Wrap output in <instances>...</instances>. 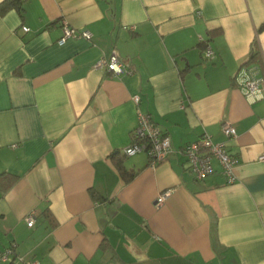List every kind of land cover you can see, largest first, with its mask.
I'll return each mask as SVG.
<instances>
[{
	"label": "crops",
	"instance_id": "obj_1",
	"mask_svg": "<svg viewBox=\"0 0 264 264\" xmlns=\"http://www.w3.org/2000/svg\"><path fill=\"white\" fill-rule=\"evenodd\" d=\"M11 1L0 175L16 178L0 176V249L15 253L0 264H264V98L250 103L235 80L256 66L264 93V0ZM63 20L92 38L59 44ZM113 53L122 76L95 68ZM140 111L171 138L155 166L123 158ZM205 136L238 158L235 182L217 160L203 179L190 169L181 148Z\"/></svg>",
	"mask_w": 264,
	"mask_h": 264
},
{
	"label": "built area",
	"instance_id": "obj_2",
	"mask_svg": "<svg viewBox=\"0 0 264 264\" xmlns=\"http://www.w3.org/2000/svg\"><path fill=\"white\" fill-rule=\"evenodd\" d=\"M25 1V0H24ZM63 35L59 39V44H64L68 39L74 37L92 38V33L87 30H77L63 20ZM24 31H28V27H23ZM206 57L212 58L213 50L208 47L206 49ZM95 68H106L114 76H122L127 73L125 63L113 53L110 58H100ZM238 86L242 89L250 103L257 102L264 98L262 79L258 77V68L256 66H245L235 77ZM134 101L139 104L140 97L137 95ZM222 132L227 138L236 137L235 127L229 123L222 126ZM171 138L163 133L155 124L151 115L143 113L138 114L137 126L133 129L131 135V143L123 149V153L127 157L134 156L139 153H146L150 159L149 165L155 166L163 162L171 148ZM182 153L187 157L190 169L194 172L197 179H203L214 171V160H217L223 167L224 174L228 183L236 181L237 177L235 169L238 166V158L228 153L224 142H216L209 136L202 137L195 142L188 143L181 148ZM264 160V155L261 156ZM172 189H165L157 198V205H161L170 195ZM37 218L36 212H31L26 220L30 227L35 225ZM15 253L13 247L6 250L0 249V263L10 260L11 255ZM29 264H38L31 261Z\"/></svg>",
	"mask_w": 264,
	"mask_h": 264
},
{
	"label": "trees",
	"instance_id": "obj_3",
	"mask_svg": "<svg viewBox=\"0 0 264 264\" xmlns=\"http://www.w3.org/2000/svg\"><path fill=\"white\" fill-rule=\"evenodd\" d=\"M23 1L24 0H12L10 3H11V5H13V6H15V7H18V8H20V6H21V4L23 3ZM1 6V10H4V9H6L7 8V5H5V3L4 4H1L0 5ZM220 32V29H213V30H210L209 31V35L211 36V37H213V36H215L216 34H218ZM210 37V38H211ZM200 45H201V47L202 48H207V47H209L210 45H209V40L207 39V40H203L201 43H200ZM133 131V130H132ZM166 134V133H165ZM131 135H132V132H131ZM124 154V153H123ZM127 156H123V158H126ZM148 163H150V159H149V157H148ZM118 165H119V168H120V170H121V172H122V175L124 176V178L126 179V180H130L131 178H133V176L135 175V172H133V171H129V170H127L126 168H125V166L122 164V166H121V162H118ZM0 176H3V177H6V178H11V181H14L15 180V176H13V175H11V174H7V173H2ZM14 256V255H13Z\"/></svg>",
	"mask_w": 264,
	"mask_h": 264
},
{
	"label": "bare ground",
	"instance_id": "obj_4",
	"mask_svg": "<svg viewBox=\"0 0 264 264\" xmlns=\"http://www.w3.org/2000/svg\"><path fill=\"white\" fill-rule=\"evenodd\" d=\"M109 73V72H108Z\"/></svg>",
	"mask_w": 264,
	"mask_h": 264
}]
</instances>
